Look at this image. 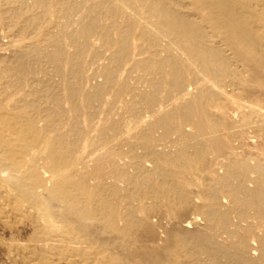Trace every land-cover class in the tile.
<instances>
[{
    "label": "bare ground",
    "instance_id": "obj_1",
    "mask_svg": "<svg viewBox=\"0 0 264 264\" xmlns=\"http://www.w3.org/2000/svg\"><path fill=\"white\" fill-rule=\"evenodd\" d=\"M0 30V197L37 241L264 264V0H0Z\"/></svg>",
    "mask_w": 264,
    "mask_h": 264
},
{
    "label": "rangeland",
    "instance_id": "obj_2",
    "mask_svg": "<svg viewBox=\"0 0 264 264\" xmlns=\"http://www.w3.org/2000/svg\"><path fill=\"white\" fill-rule=\"evenodd\" d=\"M2 39L4 43H8V38H6L7 41L5 37ZM5 54H3L4 57L9 56L7 55L9 54L8 52ZM244 108L240 109V111L233 108L235 111L234 114L237 113V116L240 115L238 117L236 116L235 120H241L243 114H246L245 111H248V108ZM233 110L230 111L233 112ZM256 120L258 121V118H253L250 121L251 127L256 125ZM255 140L251 138L248 140V143L254 145ZM202 222L203 221L200 223ZM33 225L34 223L30 221V219L14 211L13 208L0 197V264H38L39 257L41 256L46 257L47 264H81L80 259L66 258L64 251L59 249L60 241L53 242L45 239V242H39L40 240L37 241L38 238L43 237L38 231L39 228H41V224L38 226V230ZM44 238L49 237L45 236ZM147 245L151 248L155 247L154 244ZM49 246H51V248H49Z\"/></svg>",
    "mask_w": 264,
    "mask_h": 264
}]
</instances>
